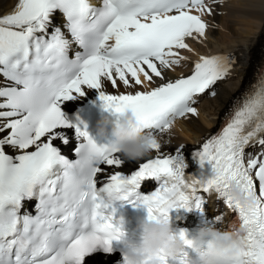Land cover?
<instances>
[{"label": "snow or ice", "instance_id": "6c2138e0", "mask_svg": "<svg viewBox=\"0 0 264 264\" xmlns=\"http://www.w3.org/2000/svg\"><path fill=\"white\" fill-rule=\"evenodd\" d=\"M193 8L212 12L205 0H102L100 6L91 0H18L15 11L0 16V76L7 81L0 83V264H82L97 246L110 255L125 234L118 201L145 207L149 218L171 219L173 209L203 210L210 193L238 213L246 229L239 251L225 261L207 245L195 247L188 230L178 229L183 250L163 254L161 264H264V156L245 161L246 148L264 146V80L193 154L199 175L186 174L184 145L164 154L156 135L177 117L197 115L194 97L216 95L214 86L235 62L231 55H204L189 75H167L186 59L179 51L190 50L186 40L206 35L208 24ZM58 12L72 40L54 24ZM73 40L82 51L69 59ZM141 75L160 83L134 93L104 90L105 80L113 87L118 81L142 86ZM84 86L98 90L115 114L131 109L158 154L130 174L117 170L123 164L118 148L99 143L87 125L68 120L61 109L83 95ZM73 126L80 142L77 158L69 160L53 141L67 145L58 130ZM148 178L158 186L143 194L139 188ZM232 179L254 194L252 203L233 199ZM33 199L37 214L22 213ZM221 220L215 217V223Z\"/></svg>", "mask_w": 264, "mask_h": 264}, {"label": "bare ground", "instance_id": "6f19581e", "mask_svg": "<svg viewBox=\"0 0 264 264\" xmlns=\"http://www.w3.org/2000/svg\"><path fill=\"white\" fill-rule=\"evenodd\" d=\"M17 2L18 0H0V15L13 12ZM208 18L206 35L188 40L190 50L180 51L181 56L186 59L181 60L179 65H173L167 75L172 79L179 78L182 74H188L201 56L225 54L233 56L235 61L229 72L231 77L238 74L243 76V80L239 85L237 83L235 88L229 89L223 87V84L220 86L218 82L214 86L216 95L213 98L204 97L196 103L197 115L188 114L183 120L165 130L164 137L160 138L163 153L173 152L181 145L185 146V153H191L211 136L222 131L231 115L233 103L241 99L264 72V0H225L224 3L219 0L213 5ZM141 80L144 84L136 87L125 86L119 81V87H113L105 80L104 87L110 94H119L122 91L148 90L160 83L158 79H155V83H150L143 75ZM93 92L99 96L98 90L93 89ZM205 108L214 109L215 114L209 116ZM60 131L66 136H71L70 129ZM157 154L153 150L141 160L126 159L125 166L130 167L131 163L137 165ZM86 264H111V261L110 257L95 255L88 258Z\"/></svg>", "mask_w": 264, "mask_h": 264}, {"label": "clouds", "instance_id": "9594fccd", "mask_svg": "<svg viewBox=\"0 0 264 264\" xmlns=\"http://www.w3.org/2000/svg\"><path fill=\"white\" fill-rule=\"evenodd\" d=\"M97 135L114 137L108 144L116 146L119 153L128 160H141L152 151L150 137L131 109L120 114H102L97 122ZM230 192L233 199L243 205L254 201V194L245 191L235 179L230 181ZM125 223L124 220L122 232L125 234L119 241L123 244V260L120 264H161L163 254L172 255L183 250L185 240L177 234L169 218L140 217L136 226L139 236L136 239L126 235ZM245 231L241 223L227 230H221L212 223L204 224L194 231L188 230V236L195 247L207 245L208 251L227 261L239 251Z\"/></svg>", "mask_w": 264, "mask_h": 264}, {"label": "rangeland", "instance_id": "374dc122", "mask_svg": "<svg viewBox=\"0 0 264 264\" xmlns=\"http://www.w3.org/2000/svg\"><path fill=\"white\" fill-rule=\"evenodd\" d=\"M225 1V0H224ZM233 76V75H232ZM231 77V76H230ZM228 77L227 79H225V80H223L222 81V84H223V87H225V88H227V89H229V88H235L236 87V84L238 83V85L242 82V80H243V76H240V75H234L233 77ZM235 77V78H234ZM230 78V79H229ZM239 79V80H238ZM238 89V87L235 89V90H237ZM214 104H216V102L214 103ZM213 105V103L211 104V106ZM210 106V105H209ZM208 106V107H209ZM205 110H206V112L209 114V116L210 115H214L215 113V110L214 109H207V108H205Z\"/></svg>", "mask_w": 264, "mask_h": 264}]
</instances>
